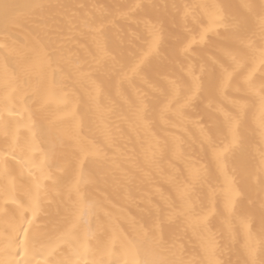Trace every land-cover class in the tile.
I'll return each mask as SVG.
<instances>
[{
    "label": "bare ground",
    "instance_id": "obj_1",
    "mask_svg": "<svg viewBox=\"0 0 264 264\" xmlns=\"http://www.w3.org/2000/svg\"><path fill=\"white\" fill-rule=\"evenodd\" d=\"M0 264H264V0H0Z\"/></svg>",
    "mask_w": 264,
    "mask_h": 264
}]
</instances>
